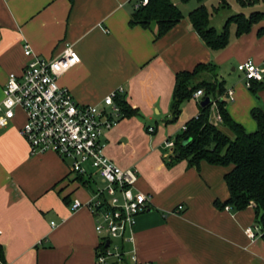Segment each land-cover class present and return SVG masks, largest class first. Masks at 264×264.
I'll list each match as a JSON object with an SVG mask.
<instances>
[{
    "label": "crops",
    "instance_id": "crops-1",
    "mask_svg": "<svg viewBox=\"0 0 264 264\" xmlns=\"http://www.w3.org/2000/svg\"><path fill=\"white\" fill-rule=\"evenodd\" d=\"M256 3L263 5L256 11L264 13V0ZM215 6H207L210 23L219 11L213 10ZM238 6L245 15L253 12ZM133 8V0H0V100L8 74H20L27 61L25 43L44 58L55 57L66 44L71 45L79 62L62 73L57 83L75 101L100 104L122 87L119 95L138 110L137 115L121 118L105 130L103 140L107 157L123 169L135 168L136 189L151 197L149 208L135 217L133 227L139 261L264 264V238L257 231L254 237L245 234V228L254 225L253 206L234 211L214 204L228 198L224 174L231 166L204 160L198 166L186 160L165 164V142L198 114L202 96L183 103L181 112L192 100L196 110L183 116L180 126L164 122L170 116L175 74L212 62L216 71L230 67L237 73L224 86L225 109L246 131L256 129L250 110L264 103V87L253 95L236 66L246 60L263 65L264 34L258 31L264 27V17L241 35L231 25L228 44L211 50L192 29L189 11L156 37L154 23L148 28L128 24ZM228 89L233 91L232 99ZM209 119L225 128L216 116L210 114ZM23 122L24 114L18 109L0 127V247L4 255L0 264H96L99 236L94 218L86 207H71L74 199L90 200L94 189L82 185L69 162L54 152L30 154L19 133ZM93 175L96 183L99 178ZM178 204L183 205L180 212L175 211Z\"/></svg>",
    "mask_w": 264,
    "mask_h": 264
},
{
    "label": "built area",
    "instance_id": "built-area-1",
    "mask_svg": "<svg viewBox=\"0 0 264 264\" xmlns=\"http://www.w3.org/2000/svg\"><path fill=\"white\" fill-rule=\"evenodd\" d=\"M148 0H133L134 8L146 5ZM27 57L20 74L9 73L2 89L0 100V127H4L19 109L24 122L19 129L26 140L29 153L34 155L46 151L54 152L68 160L73 173L86 177L88 185L95 183L93 174L101 181L92 191L87 202L74 199L73 209L86 207L94 218V230L99 236L95 251L96 264H150L141 263L133 247L135 217L146 211L151 204L149 194L136 189L138 179L135 168L123 169L104 152L105 130L115 125L121 117L114 97L122 92L119 87L106 95L100 104H81L75 101L66 87L57 83L58 77L79 62V56L71 45L66 44L55 57H40L28 43L23 45ZM236 69L245 78L248 87L251 80L260 81L264 66L251 60L239 63ZM233 98L232 89L226 91ZM201 89L192 97L202 96ZM215 107V103L212 104ZM216 120L221 118L216 112ZM185 129V125L181 130ZM149 132L153 127H148ZM173 140H167V155L173 152ZM228 208V206H226ZM182 204L176 206L180 212ZM54 226V222H51ZM261 234L258 226H248L245 234L254 237ZM126 245H129L127 247Z\"/></svg>",
    "mask_w": 264,
    "mask_h": 264
},
{
    "label": "trees",
    "instance_id": "trees-1",
    "mask_svg": "<svg viewBox=\"0 0 264 264\" xmlns=\"http://www.w3.org/2000/svg\"><path fill=\"white\" fill-rule=\"evenodd\" d=\"M196 1L197 5L188 12L187 18L192 29L211 50H220L228 44L231 25H235V34L241 35L264 17V13L260 11H253L249 15L238 12L229 15L222 28L217 30L210 24V13L204 0ZM257 1L236 0L240 6L252 5ZM228 7L229 3L226 0H218L213 10ZM182 18V10L172 0H148L146 5L133 8L128 24L148 28L154 23L157 28L155 36L160 37ZM258 33L264 34V27L260 28ZM215 76L216 65L212 62L198 63L192 70H182L175 74L170 116L164 121L165 124L178 119L183 103L191 99L196 90L201 89L202 99L209 97L211 101L205 106L200 105L198 114L185 122V129L171 138L174 142L173 152L167 155L165 164L170 166L177 161L186 160L190 166H198L200 161L204 160L213 165H230L231 168L224 174L228 198L223 202L215 200L214 204L219 208L228 206L234 211L252 205L255 213L254 225L260 228L261 236L264 238V103L250 110V115L256 122V129L246 131L225 109L224 81L218 80ZM263 87V79L251 80L248 86L255 96ZM114 101L120 108V119L138 114V110L131 107L121 95L114 97ZM213 103L221 118L220 124L231 135L210 121ZM186 137L189 140L183 144ZM75 175L83 185L88 182L82 175ZM0 261H4L1 247Z\"/></svg>",
    "mask_w": 264,
    "mask_h": 264
},
{
    "label": "rangeland",
    "instance_id": "rangeland-1",
    "mask_svg": "<svg viewBox=\"0 0 264 264\" xmlns=\"http://www.w3.org/2000/svg\"><path fill=\"white\" fill-rule=\"evenodd\" d=\"M172 1L180 7L183 13L190 11L197 5L196 0H187L185 2H183L182 0H172ZM226 1L230 4V6L228 8H220L219 11L215 13L211 19V23H210L211 26H218V27H215L217 30H220L227 16L240 12L239 11L240 7L238 6V4H236L235 0H226ZM205 3L207 4V6H209V8H212L213 5L215 6L216 4H218V0H205ZM262 6H263L262 4L256 3V4L246 6L245 10L246 11L262 10L263 8ZM235 75H237V73L235 71H232L230 67L229 68L221 67L220 69L217 68L215 77L220 81H224V86H226L232 83V80L235 78ZM195 108H196L195 102L194 100H192L190 104L187 105L186 109L180 113L178 119L175 122L170 124V127H176L177 125L180 126L182 123H184V122H181L182 121L181 118H183V116H187L188 114H192V112L196 110ZM212 115H213V118L216 116V110L214 108H211V116ZM152 125L155 126V123H152ZM159 127H158V130H161ZM223 131L226 132L228 135H231L230 132L226 128H224ZM96 184L100 185L101 181L99 179H96V183L90 182L88 185H84V186L92 190L94 189V187H96Z\"/></svg>",
    "mask_w": 264,
    "mask_h": 264
},
{
    "label": "water",
    "instance_id": "water-1",
    "mask_svg": "<svg viewBox=\"0 0 264 264\" xmlns=\"http://www.w3.org/2000/svg\"><path fill=\"white\" fill-rule=\"evenodd\" d=\"M211 99L209 97H205L203 98L201 101H200V105L201 106H205L207 105L208 103H210ZM189 138L186 137L183 139V144H185L186 142H188Z\"/></svg>",
    "mask_w": 264,
    "mask_h": 264
}]
</instances>
